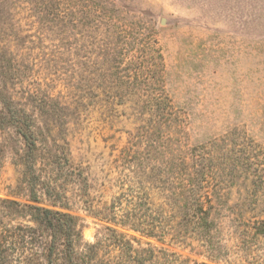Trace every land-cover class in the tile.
Returning <instances> with one entry per match:
<instances>
[{
    "label": "rangeland",
    "instance_id": "374dc122",
    "mask_svg": "<svg viewBox=\"0 0 264 264\" xmlns=\"http://www.w3.org/2000/svg\"><path fill=\"white\" fill-rule=\"evenodd\" d=\"M1 84L33 117L46 155L61 160L62 174L51 172L67 209L40 205L76 216L83 242L111 227L134 248L174 253L188 264H264V175L254 203L249 184L215 162L220 253L195 239L149 238L86 209L110 202L117 156L141 147L146 134L196 153L264 154V0L3 3ZM21 148L12 128L0 131V201L28 203L16 188ZM65 158L80 180L67 174Z\"/></svg>",
    "mask_w": 264,
    "mask_h": 264
},
{
    "label": "trees",
    "instance_id": "16d2710c",
    "mask_svg": "<svg viewBox=\"0 0 264 264\" xmlns=\"http://www.w3.org/2000/svg\"><path fill=\"white\" fill-rule=\"evenodd\" d=\"M3 3L13 4V0H0V6ZM0 105V131L12 128L22 144L15 162L21 175L16 188L25 192L28 202L0 201V264H188L189 260L174 253L150 246L134 248L111 227L94 243L83 242L76 216L40 205L48 201L67 209L51 172L53 167L55 175L62 174L61 160L55 154L46 155V143L40 145L45 139L41 134L38 138L33 117L13 100L6 84L0 85ZM152 136L146 134L141 147L120 151L114 166L117 192L110 202L86 209L149 238L170 237L180 243L195 239L207 251L220 253L221 244L214 239L222 195L211 188L215 162L222 171L229 166L231 178L242 177L241 186L249 184L247 198L255 203L264 175V154L230 156L227 148L215 155L196 153L175 148L169 140L158 144ZM63 165L67 174L81 179V171L69 165L68 158ZM257 231L253 226L250 234L257 237Z\"/></svg>",
    "mask_w": 264,
    "mask_h": 264
}]
</instances>
